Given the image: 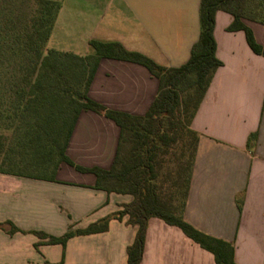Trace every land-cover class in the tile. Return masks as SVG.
Instances as JSON below:
<instances>
[{"label": "crops", "instance_id": "1", "mask_svg": "<svg viewBox=\"0 0 264 264\" xmlns=\"http://www.w3.org/2000/svg\"><path fill=\"white\" fill-rule=\"evenodd\" d=\"M60 2L46 46L87 54L88 42H119L156 63L178 67L200 31V0H56ZM233 17L217 10L213 36L222 62L192 120L198 138L183 210L201 232L233 245L237 264H264V57L244 31H229ZM264 46V25L242 19ZM159 81L137 63L101 58L88 96L109 109L144 115ZM120 129L114 121L82 111L66 153L82 167L109 169ZM255 134L251 140L250 135ZM95 176L60 165L54 181L0 174V264H126L137 228L128 216L111 218L104 232L38 244L31 231L60 236L111 217L132 196L93 188ZM139 264H216L211 252L180 228L151 217Z\"/></svg>", "mask_w": 264, "mask_h": 264}, {"label": "trees", "instance_id": "2", "mask_svg": "<svg viewBox=\"0 0 264 264\" xmlns=\"http://www.w3.org/2000/svg\"><path fill=\"white\" fill-rule=\"evenodd\" d=\"M30 1L36 8L30 13L29 26L21 31H5L6 37L13 36L15 42L5 51L21 61L5 66L9 77L6 93L0 99V174L54 181L59 166L67 164L79 172L93 174L95 189L132 196V201L111 217L84 228H70L60 236L31 231L44 240L36 246L60 244L64 248L70 238L104 232L111 218L121 220L127 215V223L136 226L137 231L126 249V264H139L148 220L156 217L180 228L188 238L211 252L216 264H237L233 245L196 229L184 219L183 210L198 138L190 129V123L214 72L222 65L215 56V12L230 13L233 21L227 30L244 31L250 49L264 57V46L242 22L244 0H200L199 36L191 47L189 59L178 67L160 65L141 53L125 49L119 42L92 39L88 42L90 52L87 54L50 49L46 44L60 2ZM101 58L137 63L158 79L157 94L144 115L109 109L88 96ZM82 111L103 115L120 129L116 154L109 169L79 166L66 153ZM181 128L192 137V154L188 174L182 181V203L177 212L170 198L158 190V155L176 142ZM9 131L14 136L12 139L8 137ZM253 137L255 134H251L249 140ZM126 142L130 143L127 149L124 148ZM3 224L10 226L9 234L20 231L9 221L0 223V227ZM58 264H62V260Z\"/></svg>", "mask_w": 264, "mask_h": 264}, {"label": "rangeland", "instance_id": "3", "mask_svg": "<svg viewBox=\"0 0 264 264\" xmlns=\"http://www.w3.org/2000/svg\"><path fill=\"white\" fill-rule=\"evenodd\" d=\"M35 8L36 5L30 0H0V99L6 93V82L9 77V74L5 73V66L15 62L19 64L21 61L18 57L5 51L6 48L15 43L13 36L6 37L5 31L10 29L21 31L24 26H29L28 19ZM243 11L245 14L243 19L264 25V0H244ZM18 75L17 77H19ZM1 124L0 122V126ZM7 133L10 139L14 137L10 131ZM191 141V135L187 133L185 128H181L176 142L158 155L160 161L157 180L158 190L170 198L171 205L177 212L182 203L180 192L182 181L187 176L190 165ZM129 146V142L124 144L125 149Z\"/></svg>", "mask_w": 264, "mask_h": 264}]
</instances>
